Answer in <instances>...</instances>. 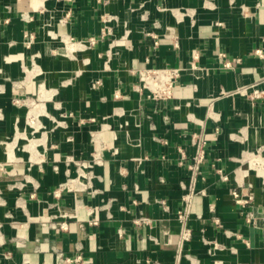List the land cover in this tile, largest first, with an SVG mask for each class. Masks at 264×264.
<instances>
[{
	"label": "crops",
	"instance_id": "1",
	"mask_svg": "<svg viewBox=\"0 0 264 264\" xmlns=\"http://www.w3.org/2000/svg\"><path fill=\"white\" fill-rule=\"evenodd\" d=\"M0 264H264V0H0Z\"/></svg>",
	"mask_w": 264,
	"mask_h": 264
},
{
	"label": "built area",
	"instance_id": "2",
	"mask_svg": "<svg viewBox=\"0 0 264 264\" xmlns=\"http://www.w3.org/2000/svg\"><path fill=\"white\" fill-rule=\"evenodd\" d=\"M92 43H95V39H91ZM258 55H262L261 51H257ZM241 60L238 59L237 63H240ZM183 72V69H151V70H143L140 72L141 75V90H146L149 92V97L152 98L155 101H165L168 99H171L173 96V89L181 77ZM261 93L259 91H254L252 93L251 98H260ZM218 133V129L216 130ZM215 133V135L217 134ZM191 143L192 145L197 147L196 154L192 157V162L189 165V169L194 173L197 174L201 170V166L203 165L205 158H206V147L208 144V139L204 135H200L198 133H194L191 137ZM97 159H95V163H97ZM93 165L89 164L87 162L79 163L78 164V171L79 174L84 178L89 180L85 183L84 186L88 187L91 184V179L93 177L92 172L89 173V170L92 169ZM223 180H227L226 177L223 178ZM75 181H72L74 183ZM91 187V185H90ZM69 190H74V187L70 185V187H67ZM197 194H204V191H200L197 193L195 188H191L189 193L184 195L183 197V209L178 214V219L183 225V234L182 239L184 241H188L191 238V230L188 227L189 218L191 215V208H192V202L193 198ZM234 198L237 203L246 205L250 204L253 200L252 196H249L247 199H243L239 192L235 191ZM254 215V214H253ZM251 215V217H253ZM143 222H147V220H144ZM215 222L217 224H220V221L218 219H215ZM91 224H96V221H91ZM140 223V221L138 222ZM59 227L62 230H67V224L63 223L60 224Z\"/></svg>",
	"mask_w": 264,
	"mask_h": 264
}]
</instances>
